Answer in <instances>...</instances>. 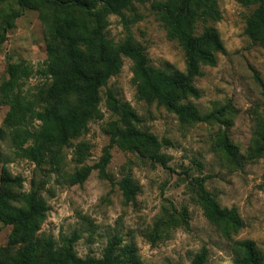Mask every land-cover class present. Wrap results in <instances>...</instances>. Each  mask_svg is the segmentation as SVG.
I'll return each instance as SVG.
<instances>
[{"label":"rangeland","instance_id":"1","mask_svg":"<svg viewBox=\"0 0 264 264\" xmlns=\"http://www.w3.org/2000/svg\"><path fill=\"white\" fill-rule=\"evenodd\" d=\"M217 4L221 19L199 23L196 33L212 27L225 52L217 54L215 65L200 67L201 76L193 83L199 97L184 101L194 105L200 115L219 110L216 119L181 124L164 107L139 100L132 82V62L123 57L120 73L101 89L102 119L89 122L87 133L78 140L90 145L86 164H96L109 142L103 128L115 119L105 101L106 94L112 93L136 112L143 131L163 143L160 153L165 155L167 167L148 156L114 147L106 168L108 179L93 170L83 184L70 185L61 175L49 174L42 192L48 211L38 231L41 239L52 238L60 247L65 238L76 235V255L100 259L109 240L116 237L122 245L136 248L140 264H192L203 249L207 252L206 264H238L242 258L239 244L248 240L254 242L264 259V155L248 159L264 123V97L256 79L264 84V47L244 34L253 6H243L237 0H217ZM136 7L142 18L130 28L145 47L149 64L184 71V50L167 37L160 21L149 11L150 3H137ZM9 9L17 7L0 1V14ZM19 11L21 15L0 49V85L9 79L11 64L25 62L37 70L47 58L38 12ZM107 35L115 42L123 40L120 18L109 16ZM42 81L33 75L25 80L23 89L33 92ZM7 111V106H0V126ZM225 139L239 154V165L224 155ZM74 149H65L67 173L75 170ZM4 167L23 179L19 191L28 193L34 164L15 157L7 140L0 139V175ZM125 176H130L137 188L132 201L124 198L119 187ZM203 179L202 189L212 194L221 208L235 211L242 223L240 229L226 236L220 224L207 218L197 185ZM20 237L19 227L0 222V247H16Z\"/></svg>","mask_w":264,"mask_h":264},{"label":"trees","instance_id":"2","mask_svg":"<svg viewBox=\"0 0 264 264\" xmlns=\"http://www.w3.org/2000/svg\"><path fill=\"white\" fill-rule=\"evenodd\" d=\"M13 3L17 9L0 14V49L7 32L20 17L19 9L39 14L44 28L46 61L34 70L25 62L10 65L9 79L0 85V106L8 111L0 126V139L7 140L15 157L35 166L30 190L22 194L23 179L13 176L4 167L0 175V222L17 226L21 231L18 246L0 247V264H140L137 250L122 245L114 237L109 240L100 259L80 258L74 250L78 237L65 238L60 247L52 238L41 239L40 225L48 208L42 197L49 174L64 177L70 185H81L93 170L108 179L106 168L111 161V149L148 156L166 166V157L160 153L163 145L156 136L139 127L140 118L127 102L112 93L106 94V106L115 117L103 128L109 142L103 148L99 161L89 166L86 160L90 145L78 141L87 133L88 124L100 120L103 113L100 92L108 81L120 73L123 57L132 62V82L137 98L148 104L156 103L176 115L181 124L208 123L220 111L200 115L194 105L184 103L187 98H198L195 78L201 76V66H213L217 54L225 52L219 35L212 27L197 34L199 23L221 19L217 0H0ZM150 3L149 11L162 24L167 37L177 41L184 50L186 67L155 68L149 64L145 47L135 39L131 25L139 21L136 4ZM243 6H253L246 18L244 34L264 47V0H237ZM109 16L120 18L125 36L115 42L107 35ZM37 75L43 81L33 92L23 89L25 80ZM264 97V84L256 77ZM78 141L77 144L74 142ZM74 147L72 162L75 170H64L65 149ZM222 151L234 164L241 158L234 147L224 140ZM264 155V123L258 131L256 147L248 154L249 160ZM199 200L207 218L222 227L224 235L237 231L242 223L233 209L221 208L215 197L202 189ZM127 201H132L137 188L130 176L119 182ZM242 258L238 264H264L252 241L239 244ZM203 249L192 264H206Z\"/></svg>","mask_w":264,"mask_h":264}]
</instances>
